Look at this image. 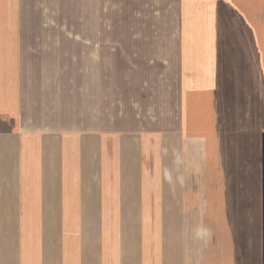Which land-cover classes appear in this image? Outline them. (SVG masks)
Instances as JSON below:
<instances>
[{
  "label": "crops",
  "instance_id": "obj_1",
  "mask_svg": "<svg viewBox=\"0 0 264 264\" xmlns=\"http://www.w3.org/2000/svg\"><path fill=\"white\" fill-rule=\"evenodd\" d=\"M0 264H264V0H0Z\"/></svg>",
  "mask_w": 264,
  "mask_h": 264
},
{
  "label": "rangeland",
  "instance_id": "obj_2",
  "mask_svg": "<svg viewBox=\"0 0 264 264\" xmlns=\"http://www.w3.org/2000/svg\"><path fill=\"white\" fill-rule=\"evenodd\" d=\"M187 30H189V31H190V34H192V35H198L197 31L194 30V27H192V28H187ZM226 31H227V30H226ZM225 34H226V32H225Z\"/></svg>",
  "mask_w": 264,
  "mask_h": 264
}]
</instances>
